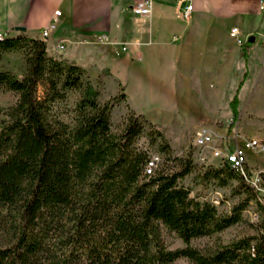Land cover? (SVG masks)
Segmentation results:
<instances>
[{"label":"trees","instance_id":"1","mask_svg":"<svg viewBox=\"0 0 264 264\" xmlns=\"http://www.w3.org/2000/svg\"><path fill=\"white\" fill-rule=\"evenodd\" d=\"M23 47L25 73L0 71V87L17 95L0 110V264H171L180 258L192 264H264V180L255 187L251 170L244 167V176L224 160L208 167L207 176L219 185L237 180L257 202L261 218L254 234L208 250L192 247L191 240L237 224L246 202L221 214L211 202L191 197L179 183L194 168L191 153L172 157L173 166L154 159L153 152L167 154L170 148L160 127L140 114L128 115L113 133L111 112L125 95L100 103L86 72L49 53L45 41L3 34L0 57ZM247 63L242 55L241 77L228 89L233 117L248 81ZM68 90L81 94L72 123L52 112ZM162 230L184 246L168 248Z\"/></svg>","mask_w":264,"mask_h":264},{"label":"crops","instance_id":"2","mask_svg":"<svg viewBox=\"0 0 264 264\" xmlns=\"http://www.w3.org/2000/svg\"><path fill=\"white\" fill-rule=\"evenodd\" d=\"M138 1L0 0V33L41 39L42 28L59 10L55 30L43 40L47 51L74 62L90 78L113 81L128 102H178L189 74L222 81L232 66V27L248 43L235 50L240 61L242 55L247 58L248 71L252 58L264 56V16L258 10L264 0H150L147 18L131 13ZM188 4L192 10L184 19L181 11ZM98 34L107 35L111 44L98 43ZM159 61L171 80L165 101L144 78L159 71Z\"/></svg>","mask_w":264,"mask_h":264},{"label":"rangeland","instance_id":"3","mask_svg":"<svg viewBox=\"0 0 264 264\" xmlns=\"http://www.w3.org/2000/svg\"><path fill=\"white\" fill-rule=\"evenodd\" d=\"M234 42L232 68H228L229 75H224L218 81L200 74L185 76V91L180 94L178 102L169 99L167 88L170 75L163 70L164 61L159 71L154 75L145 74L147 87H152L154 93L159 94L161 101L169 102H128L126 99L118 101L112 109L110 122L111 131L119 133L124 125L125 118L130 114H140L152 124L160 127L166 143L169 145L167 154L153 152L154 159H163L168 166H173L172 157L185 158L191 153L194 168L191 173L182 178L179 183L190 190V196L200 201L214 204L219 213H228L239 202H246L242 211L241 220L209 237L191 240L192 247L208 250L220 244H225L238 237L254 234L255 224L261 218L257 202L247 197L235 179L228 178L225 185L207 176L208 167L216 166L220 157H213L210 151L213 148L231 149L241 145L248 139L264 142V56L257 55L251 59L250 75L245 84L237 106L235 117L229 110V91L240 79L243 67L236 55ZM26 48H19L5 52L0 57V71H9L16 76H21L26 71ZM155 65V66H157ZM94 86L99 91L98 101H107L113 96L120 95L121 89L113 81H105L103 77L91 78ZM136 79L133 81L135 83ZM38 95H42V86L38 87ZM78 90H68L61 101H56L52 112L54 116L67 123H72L74 106L80 98ZM166 95V98L164 96ZM17 95L4 87H0V110L11 106L16 101ZM140 112L139 113L136 109ZM206 128L212 135V142L206 148H199L194 143L196 132ZM149 132L150 128H146ZM149 140L140 139V144H147ZM245 167L259 176L260 182L264 180V152H246ZM225 177V174H224ZM162 238L170 249L181 248L184 243L173 233L162 230ZM171 264H192L185 258L175 260Z\"/></svg>","mask_w":264,"mask_h":264},{"label":"built area","instance_id":"4","mask_svg":"<svg viewBox=\"0 0 264 264\" xmlns=\"http://www.w3.org/2000/svg\"><path fill=\"white\" fill-rule=\"evenodd\" d=\"M151 1L150 0H142L136 2L133 6H131L130 11L134 16L139 18H147L151 12ZM192 10V6L188 4L181 11V16L184 19H188ZM258 10L264 16V2H260L258 6ZM61 15L59 10H54L52 19L42 28L41 30V39L45 40L48 38L50 33L55 30L56 23L58 17ZM239 30L236 27H232L229 32V36L233 39V41L240 46L242 44L241 38L238 36ZM3 38V34L0 33V40ZM95 39L98 43L101 44H111L110 39L105 34H98L95 36ZM122 51L125 50V47L121 48ZM116 54L118 51L114 50ZM212 135L210 131L206 128L199 129L194 138V143L199 148H206L212 142ZM264 152V142H261L256 139H248L243 142L241 145H235L231 149H222L220 147L213 148L210 153L213 157H220L224 161H226L232 168L238 170L241 174L244 175V167L246 163V152ZM245 176V175H244ZM249 181L256 187L260 183L259 176H253L249 179ZM260 189V187H258Z\"/></svg>","mask_w":264,"mask_h":264},{"label":"water","instance_id":"5","mask_svg":"<svg viewBox=\"0 0 264 264\" xmlns=\"http://www.w3.org/2000/svg\"><path fill=\"white\" fill-rule=\"evenodd\" d=\"M252 41H253V38H250V39H249V42L251 43Z\"/></svg>","mask_w":264,"mask_h":264}]
</instances>
